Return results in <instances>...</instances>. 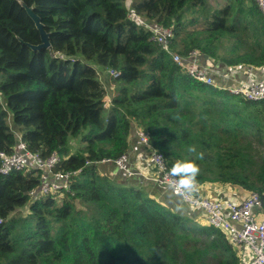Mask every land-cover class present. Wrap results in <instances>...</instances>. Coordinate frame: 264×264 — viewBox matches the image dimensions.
I'll return each mask as SVG.
<instances>
[{"label":"trees","instance_id":"trees-1","mask_svg":"<svg viewBox=\"0 0 264 264\" xmlns=\"http://www.w3.org/2000/svg\"><path fill=\"white\" fill-rule=\"evenodd\" d=\"M24 5L40 17L49 48L26 45L40 36ZM210 7V0H0V151L14 152L19 133L31 151L58 154L54 171H78L68 190L48 194L40 192L43 170L0 175V264H239L224 231L115 182L97 163L125 156L136 125L170 170L192 160L199 184L239 185L264 201V155L255 161L247 141L253 135L264 146V101L189 77L128 18L134 11L171 27L170 48L181 55L195 49L227 66L264 68L255 1ZM96 65L119 72L108 108Z\"/></svg>","mask_w":264,"mask_h":264},{"label":"built area","instance_id":"built-area-1","mask_svg":"<svg viewBox=\"0 0 264 264\" xmlns=\"http://www.w3.org/2000/svg\"><path fill=\"white\" fill-rule=\"evenodd\" d=\"M254 1L264 17V0ZM128 18L146 29L150 33V39L159 45L189 77L215 86L212 75L197 62V57L202 54L192 49L185 55H181L170 48L173 38L171 27L145 20L134 11H129ZM59 57L62 56L59 55ZM104 73L113 79L119 75V72L113 68L105 69ZM227 90L246 100L264 101V79L241 81L236 87ZM111 98L112 96L108 93L103 97L105 108L111 105ZM132 133L133 137H136L146 149L142 157L138 156L134 167H124L123 156L115 160L103 159L97 163H114L122 167L127 176H137L142 180H149L154 185L168 189L172 195L180 198L191 209L201 210L204 214L198 215L204 218L206 224L225 232L235 254L237 253L239 264H264V201L257 191L245 190L246 194L241 199L237 197L219 199L210 198L203 193L204 189L209 188V183H198L195 192L177 190L178 178L170 174L163 154L150 145L148 133L136 125L133 126ZM15 136L17 138L16 150L11 154L0 151V175L37 168L44 172V178L40 185L41 193L48 194L61 189L68 190L72 178L77 175L78 171L64 173L54 171V166L59 162L56 152L43 157L38 152L28 149L19 133H15ZM231 186L235 187L236 185ZM238 188L242 189L240 186Z\"/></svg>","mask_w":264,"mask_h":264},{"label":"crops","instance_id":"crops-1","mask_svg":"<svg viewBox=\"0 0 264 264\" xmlns=\"http://www.w3.org/2000/svg\"><path fill=\"white\" fill-rule=\"evenodd\" d=\"M207 59L204 55H200L197 57V62L205 67L208 72L212 75L215 87L221 89H228L236 87L241 81H246L253 79L254 77H259L260 79H264V68H257L249 65H237V66H227L221 62H218L219 66H215L214 64H208L204 61ZM114 93V92H113ZM113 93L108 94L110 96L114 95ZM146 152V149L141 145V143L131 135L129 139V148L126 152L124 158V167H134L135 162L139 157H142ZM100 169L109 176L115 182L120 184H129L134 185L145 192H147L151 197H154L156 200L163 203L167 206L171 211L179 214L191 215L194 211H191L189 205L180 200L178 197L171 194V192L161 186H157L152 184L149 180H142L137 176L131 177L127 176L126 172L122 167L115 165L114 163H100ZM239 185L231 186L228 184L216 185L209 184L208 189H204L203 193L207 196L209 195H217V194H227L229 198H238L241 199L246 194V189L241 187L238 188ZM218 188V189H217ZM233 188L236 191L233 193H228V189ZM234 194V195H232ZM196 214V218L200 220L198 213ZM201 221H204V218H201Z\"/></svg>","mask_w":264,"mask_h":264},{"label":"rangeland","instance_id":"rangeland-1","mask_svg":"<svg viewBox=\"0 0 264 264\" xmlns=\"http://www.w3.org/2000/svg\"><path fill=\"white\" fill-rule=\"evenodd\" d=\"M210 1H211V7L210 8L213 9L216 6L218 0H210ZM204 61L207 62L208 64H214L215 66H219L218 65V61L214 60L212 58L204 59ZM95 67H96V69H97V71L99 73L101 82H102V84H103V86H104V88L106 90V93H108V92L109 93H113L114 92V94H115L118 83L114 82V80L112 78H110L107 74L104 73V71H105L104 68H102L100 66L98 67L97 65ZM253 79L254 80H260L259 77H254ZM112 97H113V95H112ZM258 118H259V120H261L262 119V114ZM255 138H256V136L250 135L247 138V141L248 142L252 141L250 152L253 154V159L258 162V159L260 158V156L264 155V146L262 144H260V143L258 144L257 142H253V139H255ZM70 145H71V148L73 150H76L78 148V142L76 141V139L72 140ZM234 191H236V190L233 189V188L228 189V193L229 194L233 193ZM232 195H234V194H232ZM209 197L210 198L216 197V198H219V199H228L229 198V196L226 193L223 194V195H221V194L209 195ZM24 210H25L24 208H20L19 212L24 213ZM193 211L198 213V214H204L199 209H196V210L193 209ZM201 218L202 217H200V220H202ZM200 220L197 219V222L198 223L201 222Z\"/></svg>","mask_w":264,"mask_h":264},{"label":"clouds","instance_id":"clouds-1","mask_svg":"<svg viewBox=\"0 0 264 264\" xmlns=\"http://www.w3.org/2000/svg\"><path fill=\"white\" fill-rule=\"evenodd\" d=\"M188 151L190 153H195V146H190ZM199 173V166L192 160L178 161L170 170V174L178 178L176 189L188 192H195L197 190V177Z\"/></svg>","mask_w":264,"mask_h":264},{"label":"water","instance_id":"water-1","mask_svg":"<svg viewBox=\"0 0 264 264\" xmlns=\"http://www.w3.org/2000/svg\"><path fill=\"white\" fill-rule=\"evenodd\" d=\"M24 7L27 10L29 17L33 21L34 26L39 31V36H40V43L39 44L34 45V44L26 43V45L29 46L32 50H39V49L48 48L50 46L49 36L43 27V23L41 22L40 17L35 12H33V10L31 8H29L25 5H24ZM204 57L207 58L206 55H204Z\"/></svg>","mask_w":264,"mask_h":264}]
</instances>
